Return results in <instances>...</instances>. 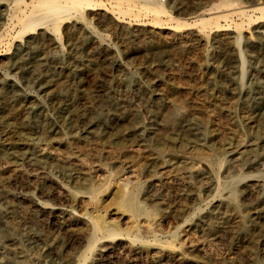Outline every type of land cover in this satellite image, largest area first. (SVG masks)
Here are the masks:
<instances>
[{"label": "rangeland", "instance_id": "obj_1", "mask_svg": "<svg viewBox=\"0 0 264 264\" xmlns=\"http://www.w3.org/2000/svg\"><path fill=\"white\" fill-rule=\"evenodd\" d=\"M100 1L103 6L83 10L82 18L63 21L59 41L49 24L18 33L8 18L13 0H0V81L18 88L14 96L10 86L0 88V264L77 263L90 227L85 215L115 208L114 180L125 176L131 177L129 187L143 186L137 197L145 214L127 213L126 225L109 216L127 230L123 245L85 264H264V217L254 209L264 185L263 19L244 25L237 43L235 23L244 18L222 19L219 27L195 23L220 0H158L178 18L169 20L122 14L112 9V0ZM124 27L132 37L123 35ZM76 42L79 54L72 49ZM23 67H37L41 75L54 68L63 78L29 82ZM172 111L187 113V119L171 130L163 125ZM28 123L31 131L25 133ZM191 123L205 139L189 131ZM17 132L38 138L37 152L46 159L12 154L9 141ZM247 145L255 150L240 155ZM211 154L224 157V163L204 161ZM191 168H204V180L190 179ZM211 175L222 180L220 188L212 187ZM227 176H239L233 192ZM225 202L231 203L226 213ZM233 207L250 218L249 233L235 232L239 214ZM145 220L156 221L161 242L144 231ZM132 226L140 228L143 240L133 239Z\"/></svg>", "mask_w": 264, "mask_h": 264}, {"label": "bare ground", "instance_id": "obj_2", "mask_svg": "<svg viewBox=\"0 0 264 264\" xmlns=\"http://www.w3.org/2000/svg\"><path fill=\"white\" fill-rule=\"evenodd\" d=\"M100 1V0H99ZM97 0H27V1H22V0H13V2H10L9 7H10V11L8 14V18L10 21H15L16 23L14 24V26L18 27V33H22V35H24V33H26L29 30H34L38 25L39 26H44V25H48L51 26V29L53 28L54 30H56L58 32V39L59 41H62L63 36L62 33L60 32V25L63 21L71 19L73 17L76 16H80L82 18V12L83 10L87 9H92L95 7H101L103 6L102 3H100ZM136 1V0H135ZM139 1V3H135L134 1L132 2V0L128 1V8L126 9L125 4L123 3L124 0H112L110 1L111 7L112 9H117V11L123 13H128V14H140L141 12L144 13H152L154 14L156 17L159 16H165L166 20L169 19H178L177 17L173 16L167 9H165V7L161 4V2H159L158 0H137ZM258 2V1H257ZM126 3V2H125ZM141 4V5H139ZM105 5V4H104ZM207 11L209 16L208 17H200L198 16V19L195 20V23L198 22L199 25L201 26H210V27H219L220 25V20H225V21H229V20H233V18L236 17H240V18H244L245 20H242L241 23H235V28L237 29L236 34H238V36L236 37V42L238 43L241 39V29L244 25H251L255 20H262V22L264 21V2H258L255 3V0L251 1L250 5H242V3H238L236 0H220L217 3L213 4ZM258 13L259 15L256 16L255 18L251 15H248L249 13ZM7 15V14H6ZM162 22V20L156 19L155 23L158 24V22ZM160 22V24H161ZM165 22V20H164ZM11 23V22H10ZM246 23V24H245ZM12 24V23H11ZM42 24V25H40ZM9 25V24H7ZM47 26V28L49 27ZM198 26V25H197ZM47 30V29H46ZM48 31V30H47ZM31 32V31H30ZM46 32V31H45ZM132 30L129 29L128 27H124L123 29V35L127 38H130L133 36L132 34ZM14 35V34H13ZM20 37H23V36ZM36 35V34H35ZM39 35V33H38ZM48 35V34H47ZM15 36V35H14ZM17 36V34H16ZM19 36V34H18ZM43 37V36H42ZM48 37V36H46ZM29 38V37H28ZM39 38V37H38ZM1 39V38H0ZM20 39V38H19ZM126 39V38H125ZM18 40V37L17 39ZM75 40V39H74ZM31 41V40H30ZM81 42V41H80ZM82 43V42H81ZM259 43V42H258ZM19 44V43H18ZM22 45V44H21ZM72 49L74 51V53H78L81 50V45L79 43H73L72 45ZM28 50V49H27ZM35 49H33L34 51ZM239 50V49H238ZM72 51V50H71ZM238 52V51H237ZM236 52V53H237ZM241 54V53H240ZM46 56V55H45ZM242 57V56H241ZM112 57H108L106 58L108 61H111ZM45 59V58H44ZM43 59V60H44ZM73 59V58H72ZM256 59V58H254ZM51 60V59H50ZM62 61V60H61ZM50 62V61H49ZM45 63V62H44ZM64 63V61H63ZM76 63V62H75ZM253 63V62H252ZM38 64V63H37ZM48 64V63H47ZM69 64V63H68ZM117 65V64H116ZM240 65V64H239ZM243 61H241V70L240 72H243ZM63 66V65H62ZM119 66V65H118ZM72 66H70L69 68H71ZM37 67L35 68H25L23 67L21 69L22 71V75L23 77L29 81V82H35L37 77H40L41 79H61L63 78L61 73L56 72L57 69H49L48 71H46V73H44L43 75H41L37 70ZM60 69V68H59ZM63 71L64 69L61 68ZM66 72V71H65ZM64 73V72H63ZM243 74V73H242ZM254 74V73H253ZM258 75V74H257ZM126 76V75H125ZM128 76V75H127ZM124 78V77H123ZM225 78V77H224ZM240 82V81H239ZM122 83V82H121ZM127 86L128 84H130L129 82H124ZM123 83V84H124ZM132 83V82H131ZM238 83V82H237ZM124 84V85H125ZM4 85H8L12 88V90H9V92H11L14 95L18 94V88H16L15 86H11V84L6 83L4 81H0V88H2ZM122 85V84H121ZM256 85V84H255ZM131 88V87H130ZM134 89V88H133ZM125 90V89H124ZM129 90V89H128ZM241 90V89H240ZM256 90V89H255ZM263 90H261L262 92ZM0 93L3 94L2 89H0ZM245 93V91H244ZM249 93V92H248ZM256 94V93H255ZM54 95V94H53ZM242 95V94H241ZM248 96V95H247ZM136 97V96H135ZM105 98V97H104ZM137 98V97H136ZM37 99V98H36ZM117 99V98H116ZM136 100V99H134ZM136 102V101H135ZM39 103V102H38ZM141 104V103H140ZM134 105V104H133ZM138 105V104H137ZM118 107V106H117ZM173 107V106H172ZM37 108V106H36ZM40 109V108H39ZM120 109V108H119ZM149 109V108H148ZM178 109V108H177ZM181 109V108H180ZM132 110V109H131ZM156 110V109H155ZM174 110V109H173ZM36 111V110H35ZM175 111V110H174ZM182 111V110H179ZM37 112V111H36ZM98 112V111H97ZM141 112V111H140ZM165 112V111H164ZM184 112V111H183ZM133 113V112H132ZM136 114H138L137 112H135ZM147 113V112H146ZM155 113V112H154ZM153 113V114H154ZM169 113V112H168ZM186 113V112H185ZM29 114V111H28ZM141 114V113H140ZM187 114V113H186ZM184 113H179V112H173L171 113L172 115V120L170 121L168 119V122H165V125H163L164 127H166L167 129H177L176 127L178 126V124H181L185 119H187V115ZM190 114V112H189ZM31 115V114H30ZM29 115V116H30ZM33 115V114H32ZM170 115V117H171ZM108 116V115H107ZM143 116V115H142ZM149 116V115H148ZM168 116V115H166ZM94 117V116H93ZM102 117V116H101ZM113 117V116H112ZM117 117V116H116ZM192 117V116H191ZM194 117V116H193ZM164 118V117H163ZM66 120V119H65ZM193 121V120H192ZM26 123V122H25ZM158 123V122H157ZM188 123V121H187ZM200 123V122H199ZM91 124V123H89ZM202 124V123H200ZM10 125V124H9ZM8 125V126H9ZM26 125V124H25ZM135 125V124H134ZM198 125V124H197ZM7 126V127H8ZM12 126V125H11ZM24 126V124H23ZM89 126V125H88ZM152 126V125H151ZM20 127V126H19ZM153 127V126H152ZM160 127V126H159ZM163 127V128H164ZM202 127V126H201ZM200 127V128H201ZM11 128V127H10ZM90 128V127H89ZM133 128V127H132ZM148 128V127H147ZM189 131L190 130H197L198 129L196 127V124L191 123L189 124ZM6 129V127H5ZM161 129V128H159ZM17 130V129H16ZM25 133H29L31 131V126L29 125V123L23 127V129ZM88 130V129H87ZM91 130V128H90ZM150 130V129H149ZM151 131V130H150ZM155 131V130H154ZM141 132V131H140ZM144 132V131H143ZM203 132V131H202ZM200 131V133L198 132V138L200 137V139L204 138L205 135ZM166 133V132H165ZM5 134V133H4ZM11 134V133H10ZM14 134V142L9 141V145L10 147L13 149L12 154L16 155H32L37 157V159H46L47 155L43 154L40 152V154L37 152V148H38V143H39V139L38 138H33V137H26L24 136L25 134H21L20 132L17 133H13ZM9 135V134H8ZM162 135V134H161ZM177 135V134H176ZM193 135V134H192ZM34 136V135H33ZM141 136V135H140ZM168 136V135H167ZM264 136V135H263ZM144 137V136H143ZM148 137V136H147ZM146 138V137H145ZM152 138V137H151ZM165 138V137H164ZM162 138V139H164ZM41 139V138H40ZM167 139V137H166ZM205 139V138H204ZM227 139V138H226ZM112 140V139H111ZM139 140V138H138ZM149 140V139H148ZM171 140V139H168ZM173 140V139H172ZM192 140V139H191ZM196 140V139H195ZM224 140V139H223ZM241 140V139H240ZM228 141V140H227ZM112 142V141H111ZM125 142V141H124ZM138 142V141H137ZM152 142V141H151ZM161 142V140H160ZM163 142V141H162ZM221 142V141H220ZM236 142V141H235ZM250 142V141H249ZM258 142V141H257ZM41 143V142H40ZM198 143V142H197ZM231 143V142H229ZM234 143V142H233ZM237 143V142H236ZM245 143V142H244ZM126 144V142H125ZM136 144V143H135ZM163 144V143H161ZM160 144V146H161ZM183 144V143H182ZM203 144V143H202ZM238 144V143H237ZM247 144V143H246ZM257 144V143H256ZM264 144V143H263ZM8 145V144H7ZM143 145V144H142ZM153 145V144H152ZM155 145V143H154ZM165 145V144H163ZM227 145V144H226ZM182 146V145H181ZM203 146V145H202ZM254 145H247L245 146L243 149V151L238 152L240 155L243 154L244 152H249V151H254ZM9 147V146H8ZM230 147V145H229ZM40 148V147H39ZM124 148V147H122ZM166 148V147H165ZM185 148V147H184ZM236 148V147H235ZM256 148V147H255ZM17 149V150H14ZM125 149V148H124ZM150 149V148H149ZM152 149V148H151ZM164 149V147H163ZM168 149V148H167ZM201 149V148H200ZM229 149V148H228ZM233 149V148H232ZM242 149V148H241ZM42 150V149H41ZM46 150V149H45ZM172 150V149H171ZM202 150V149H201ZM200 150V151H201ZM236 150V149H235ZM10 151V150H8ZM7 151V152H8ZM197 151V150H196ZM240 151V150H239ZM186 152V151H185ZM199 152V151H198ZM224 152V151H223ZM50 153V152H49ZM161 153V152H160ZM183 153V152H182ZM197 153V152H196ZM210 153V152H209ZM212 153V152H211ZM47 154V153H46ZM158 154V153H156ZM228 154V153H226ZM209 155V154H208ZM219 155V154H218ZM215 156L213 154H211L209 157H204L205 160L204 161H208V162H214L217 165L221 166L224 163V157L219 156ZM256 155V154H255ZM3 156V155H2ZM51 156V155H50ZM160 156V155H159ZM176 156V155H175ZM185 156V155H184ZM238 156V155H237ZM246 156V155H244ZM5 157V156H4ZM31 157V156H30ZM52 157V156H51ZM162 157V156H160ZM199 157V156H198ZM16 158V157H15ZM26 158H28L26 156ZM188 158V157H187ZM240 158V157H238ZM237 158V159H238ZM245 158V157H244ZM256 158V156H255ZM191 159V158H190ZM193 159V158H192ZM198 159V158H197ZM202 159V157H201ZM250 159V158H249ZM254 159V158H253ZM51 160V159H50ZM194 160V159H193ZM251 160V159H250ZM48 161V160H47ZM62 161V160H60ZM187 161V160H186ZM41 162V161H39ZM197 162V161H196ZM255 162V161H254ZM157 163V162H156ZM159 163V162H158ZM174 163V162H171ZM185 163V162H184ZM61 164V163H60ZM179 164V163H178ZM64 165V164H63ZM176 165V164H175ZM183 166V165H182ZM192 166H195L192 165ZM190 167V166H189ZM133 168V167H131ZM130 168V169H131ZM129 169V168H128ZM172 169V168H171ZM188 169V168H187ZM204 169V168H203ZM203 169L199 170L197 168H191L188 171L189 177L190 179L193 178H198V179H203L205 178L206 174L205 172H203ZM62 170V168H61ZM72 170V169H71ZM80 170V169H79ZM131 171V170H130ZM130 171H125L126 175H130L132 174ZM180 171V170H179ZM67 172V171H66ZM75 172V171H74ZM83 172V170H82ZM80 172V173H82ZM87 172V171H86ZM178 172V171H177ZM85 173V172H84ZM227 173V172H226ZM225 173V174H226ZM73 174V172H72ZM70 175V174H69ZM111 175V174H109ZM133 175V174H132ZM213 175V174H212ZM212 175L209 177L210 180V184H212V187L215 186L217 189L220 188L222 186V180L219 177H215ZM78 176V175H76ZM119 176V175H118ZM117 176V177H118ZM124 176V175H123ZM134 176V175H133ZM152 176V175H151ZM226 176V175H225ZM136 177V176H135ZM188 177V178H189ZM228 177V176H227ZM239 176H229L228 178V182L226 183V186L228 188H230V190L233 192V181L235 179H237ZM71 178V177H70ZM106 178V177H105ZM131 178V177H130ZM129 176H125L119 179H113L115 182V195H116V207L115 208H106V209H95L93 210L90 214H86L85 215V220L87 222H89V232H88V237L87 240L85 242V247L82 250V252L78 255V259H77V263L74 264H85V262L89 259H91L93 256H97V257H103L106 256L107 253H111L112 250H114L116 247H121V245H123V237L127 234H125V232H127L126 229L121 228L116 222L113 221H109L108 217L111 215H115L119 221L122 224H125L127 222V220H129V216L127 215V213L129 215H143L145 214L146 208L143 206V204L141 202H139L138 197H137V193L138 190H140L143 186L140 187H136V188H132L129 187ZM134 178V177H133ZM155 178V177H154ZM186 178V177H185ZM149 180V179H148ZM207 180V178H206ZM53 181V180H52ZM83 181V180H82ZM131 181V180H130ZM109 182V181H108ZM113 182V181H112ZM132 182V181H131ZM134 182V181H133ZM143 182V181H142ZM204 182V181H203ZM212 182V183H211ZM107 183V182H106ZM141 183V182H140ZM146 183V182H145ZM192 183V182H190ZM133 184V183H132ZM131 184V185H132ZM148 184V183H147ZM249 184V183H248ZM253 184V183H251ZM256 184V183H255ZM98 185V184H97ZM106 185V184H105ZM157 185V184H156ZM95 186V185H92ZM92 186H88L87 188V192L90 194L91 196V200L92 201H96V197H98L96 195V197H94L92 194L93 192H95L94 188ZM107 186V185H106ZM205 186V185H204ZM260 192L261 195L259 196V198L257 199V206L255 209L256 214L260 215L262 217H264V185L260 184ZM98 187V186H97ZM236 187V186H235ZM256 187V186H255ZM258 187V186H257ZM104 188V187H103ZM157 188V187H156ZM259 188V187H258ZM149 189V188H148ZM103 190V189H102ZM151 190V189H150ZM159 190V189H158ZM193 190V189H192ZM195 190V189H194ZM255 190V189H254ZM100 191V190H99ZM237 191V190H236ZM62 191H60L61 193ZM64 192V190H63ZM62 192V193H63ZM155 192V190H154ZM158 192V191H156ZM99 193V192H98ZM192 193V192H191ZM249 193V192H248ZM65 194V193H63ZM70 194V193H69ZM96 194V193H95ZM154 194V193H153ZM196 193H193V195H195ZM27 195V194H26ZM152 195V194H151ZM256 195V194H255ZM24 196V195H23ZM65 196V195H64ZM150 196V195H149ZM148 197V195H147ZM151 198V196H150ZM256 198V197H255ZM255 203V201H254ZM57 204V203H56ZM106 204V203H105ZM231 204V203H229ZM228 203H223L222 204V209L224 211V213L228 212L230 210V205ZM103 205V204H102ZM57 206V205H56ZM92 206V205H91ZM233 209L235 211L241 212V208L238 209V207H233ZM3 210V209H2ZM6 210V209H5ZM57 210H61V208H57ZM87 210V209H86ZM6 212V211H5ZM1 213V211H0ZM5 214V213H4ZM147 214V213H146ZM220 214V213H219ZM228 214V213H227ZM239 214V220L236 226V230L235 232L239 235H243V234H247L252 230L253 227V223L251 222L249 217H246L245 215L238 213ZM224 215V214H223ZM150 216V215H149ZM157 216V215H156ZM213 216V215H211ZM148 217V216H147ZM9 218V217H8ZM149 219V218H148ZM213 219V218H212ZM156 220V219H155ZM119 223V222H118ZM142 227H144V231L154 234V240L155 241H162L158 239V236L156 235V221H150V220H145L143 223ZM16 225V224H15ZM21 225V224H20ZM126 225V224H125ZM17 226V225H16ZM202 226V225H201ZM200 226V227H201ZM214 226V225H213ZM133 227V226H132ZM141 227V226H140ZM199 227V228H200ZM203 227V226H202ZM201 227V228H202ZM208 227V226H207ZM215 227V226H214ZM213 227V228H214ZM138 226H134L132 229V237L135 240H143L141 238V236L139 235V230H138ZM206 227L204 226L202 228V231L205 232ZM210 228V225H209ZM140 229V228H139ZM160 229V228H159ZM161 230V229H160ZM102 231L105 232V235L100 238L98 236V232ZM158 231V230H157ZM145 232V233H146ZM147 234V233H146ZM102 235V233H101ZM217 235V234H216ZM129 236V235H128ZM86 237V236H85ZM150 237V236H149ZM152 237V236H151ZM160 237V236H159ZM256 237V236H255ZM125 238V237H124ZM254 238V237H253ZM127 239V238H126ZM131 239V238H130ZM148 239V238H147ZM54 240V239H53ZM109 240V241H108ZM153 240V241H154ZM258 240V239H257ZM104 241H108L107 243H103ZM150 241V240H149ZM254 241V240H253ZM126 242V241H125ZM143 242V241H142ZM152 242V241H151ZM168 242V241H167ZM258 242V241H257ZM5 243V242H4ZM55 243V242H54ZM154 243V242H153ZM157 243V242H156ZM164 243V242H163ZM50 244V243H49ZM131 244V243H130ZM148 244V243H147ZM169 244V243H168ZM256 244V243H255ZM9 245V244H8ZM2 246V245H1ZM11 246V245H10ZM126 246V245H125ZM124 246V247H125ZM12 247V246H11ZM17 247V246H16ZM206 247V246H205ZM3 249V248H2ZM20 249V248H19ZM155 250V249H154ZM157 250V249H156ZM161 250V249H160ZM15 251V250H14ZM119 251V250H118ZM128 251V250H127ZM152 251V250H151ZM18 252V251H17ZM114 252V251H113ZM158 252V251H157ZM124 254V253H123ZM154 254V253H152ZM16 255V254H15ZM159 255V254H158ZM149 256V255H148ZM151 256V255H150ZM74 257V256H73ZM113 257V256H112ZM117 257V256H116ZM2 258V257H1ZM131 258V257H130ZM254 258V257H253ZM97 259V258H96ZM106 259V258H105ZM108 259V258H107ZM132 259V258H131ZM134 259V258H133ZM119 260V259H118ZM23 261V259H22ZM70 261V260H69ZM128 261V260H127ZM255 261V260H254ZM253 261V262H254ZM27 262V261H26ZM26 262H22L23 264H25ZM262 262V261H261ZM16 263V261L14 262ZM21 262H19L18 264H22ZM259 263V262H258ZM260 264V263H259Z\"/></svg>", "mask_w": 264, "mask_h": 264}, {"label": "built area", "instance_id": "obj_3", "mask_svg": "<svg viewBox=\"0 0 264 264\" xmlns=\"http://www.w3.org/2000/svg\"><path fill=\"white\" fill-rule=\"evenodd\" d=\"M160 1H164V0H160Z\"/></svg>", "mask_w": 264, "mask_h": 264}]
</instances>
